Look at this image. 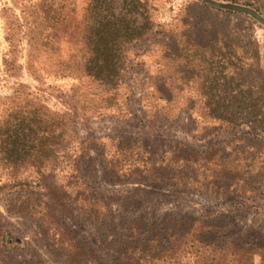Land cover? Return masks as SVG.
<instances>
[{
  "label": "rangeland",
  "instance_id": "obj_1",
  "mask_svg": "<svg viewBox=\"0 0 264 264\" xmlns=\"http://www.w3.org/2000/svg\"><path fill=\"white\" fill-rule=\"evenodd\" d=\"M215 3L264 19V0H0V264H71L78 253L80 264H264L238 256L264 248V142L201 118V96L237 92L220 81L223 63L246 61L255 42L264 69V26ZM111 14L152 33L125 46L134 61L106 111L98 82L73 72L86 59L91 16ZM47 112H77V141L92 140L79 164L89 191L64 211L54 197L65 174L47 182L38 152ZM23 127L37 134L23 140ZM96 195L100 230L80 201Z\"/></svg>",
  "mask_w": 264,
  "mask_h": 264
},
{
  "label": "trees",
  "instance_id": "obj_2",
  "mask_svg": "<svg viewBox=\"0 0 264 264\" xmlns=\"http://www.w3.org/2000/svg\"><path fill=\"white\" fill-rule=\"evenodd\" d=\"M95 3L97 4L98 2ZM99 6V10H102L103 2L100 1ZM213 6L226 8L237 13L248 14L255 22L264 26V19L254 11H249L240 6H224L220 3H215ZM92 10L93 9H91V11ZM139 15L142 17V14ZM92 17L93 16H91L92 24L84 39L86 59L84 63L75 67L73 73H75L77 78H85L87 76L89 79L91 78L98 82L99 87L103 88L102 90L104 92V98L100 100L103 106L102 108L106 111L107 109L114 110L117 104L115 98L116 91L120 87L126 86L124 81L125 74L123 73L127 71L134 61V58L131 59L128 57V50L125 46L135 41H143L151 35L152 30L144 23L133 29L124 28L122 25L123 21L120 20L118 16H115V14H111L109 21L105 23L102 20L96 22V18L94 19ZM86 27L88 26H85V28ZM81 30H79L78 33ZM251 48V56H249L246 61L243 62L239 60L234 66L225 62L219 67V74L222 76L220 81L225 86L231 85L230 82L232 81L235 82L237 92L232 96H227L225 94L221 96H214L211 94L201 96L203 99L201 102L206 110L201 113V118L209 124L218 126L220 129H242L246 131L245 134L250 136L252 140L264 142V69L262 68L259 49L255 42L251 44ZM224 65L232 68L233 74L230 81L224 74L225 69H227ZM252 74L254 76H252ZM249 76L253 77V82L248 79ZM206 85L211 86V81ZM203 87H205V83ZM159 98L162 99L166 105L172 106L176 103V99L170 95H161ZM77 108L81 111V114H84L88 109L85 104H77ZM73 109L74 111L76 110L75 107ZM76 113L77 112L72 116L67 113L62 115L52 113L48 115L47 112L46 118H44L40 124L41 134L39 137L38 152L42 155V163L45 172H47H44L45 179L48 182L54 170L57 171V175L65 174V181L63 184H60L57 197H54L57 206L61 207L63 211L77 204L78 196H80L81 192L89 191L88 186L83 183L81 177H79V164L82 160V156L89 151V144L92 140L90 138H85L80 142L77 141L78 132L76 130V119L78 116ZM33 119L34 117L31 120ZM18 131L21 132L20 137L23 140H30L32 136L37 134L34 130L31 131V129H28V134L25 136L24 127ZM16 132L17 130H15L14 137H16ZM75 146L78 147L75 148ZM18 151L20 152L21 150ZM25 151L33 153V148L28 147ZM25 153L26 152H23L24 158L27 157ZM53 153H56V155L53 156ZM256 184V180H253L248 185L242 184L238 187V193H246L249 188H255ZM74 194L76 195L73 196ZM100 200L103 201V198L97 195L95 199L80 200L88 203L83 215L84 217H88L98 230H100V226L103 225L98 221V209L103 208ZM104 207L108 211V205L106 204ZM17 213L21 214V212ZM49 219L58 222L55 215H50ZM133 225L136 226L135 223ZM205 228V234L207 236L215 234V229L212 226L208 225ZM134 230L135 228L129 230L128 233ZM173 231V228H168L164 232ZM63 233L70 235V232L67 231ZM79 255L81 254L78 253V257L74 256L75 260L72 259L73 261H70L71 264H80L78 259ZM238 256H241L242 259L250 263L253 262V258L256 256L262 261L264 258V248L246 246L238 250Z\"/></svg>",
  "mask_w": 264,
  "mask_h": 264
}]
</instances>
